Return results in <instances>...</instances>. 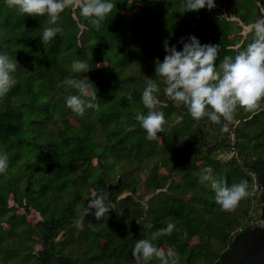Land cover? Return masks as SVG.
<instances>
[{"label":"trees","instance_id":"trees-1","mask_svg":"<svg viewBox=\"0 0 264 264\" xmlns=\"http://www.w3.org/2000/svg\"><path fill=\"white\" fill-rule=\"evenodd\" d=\"M113 3L116 7L98 29L73 3L60 15L62 34L43 44L47 16L22 15L0 0V41L8 37L5 26L11 19L13 30L21 31L15 43L18 53L10 55L0 45V53L18 63L15 85L0 97V152L8 156V169L0 174V264H76L64 254L65 246L76 245L72 236L66 240L67 232L77 231L70 228L73 221L101 192L113 210L99 220L85 216L84 228L77 232V245L84 241L89 263L97 264L103 256L117 263L122 257L134 259L138 239L150 238L172 222L176 229L153 241L157 247L161 242L167 251L185 257L182 264H191L196 257H208L211 248L206 239H216L226 245L211 263L220 264L255 226L233 232L248 211H240V206L232 212L220 210L210 183L200 179L205 167H211L217 178L225 177L229 185L242 178L250 186L258 185L262 191L243 201L249 204L256 196L264 222V110L238 107L235 121L223 132L220 124L193 120L185 106L163 93L164 84L155 75L156 61L162 62L166 55L165 42L182 50L181 38L188 42L195 36L201 44H219L217 63L225 56L234 57L252 38V29L241 34L242 26L264 17V0H215L212 10L185 12L184 0ZM74 60L86 61L90 71L73 73ZM69 76L94 84L98 110L78 116L66 107L65 97L75 94L62 84ZM148 79H156L160 86L157 109L167 119L165 131L154 141L146 139L134 119L137 111L147 113L141 94ZM213 126L223 138L201 149ZM223 151L231 155L220 162L216 157ZM159 167L165 174L157 173ZM143 171L146 193L157 191L147 207L148 228L137 226L144 213L132 198L136 175ZM114 174L118 184L109 181ZM174 177L180 178L174 183ZM125 190L129 194L118 198ZM32 212L38 216L34 222L27 219ZM192 239L201 241L197 251L188 247ZM35 247L39 249L34 252Z\"/></svg>","mask_w":264,"mask_h":264},{"label":"clouds","instance_id":"clouds-1","mask_svg":"<svg viewBox=\"0 0 264 264\" xmlns=\"http://www.w3.org/2000/svg\"><path fill=\"white\" fill-rule=\"evenodd\" d=\"M10 7H15L22 15L47 16L48 25L43 29L41 42L49 43L57 34H62L58 25L61 13L73 5L74 0H5ZM79 12L90 24L99 28L100 24L116 7L113 0H79ZM215 0H184L182 10H212ZM182 50L164 44L166 55L163 61H156L155 75L164 84L163 93L172 101L182 104L195 121L207 119L213 124H220L221 131L228 132V124L235 119L237 108L248 112L264 110V17L258 18L252 25V38L245 47L233 56H225L217 63L219 44H201L195 37L187 38ZM17 61L6 53H0V97H4L16 83L14 73ZM71 71L76 74L90 71L84 60H74ZM62 84L74 90L75 94L65 97V104L74 114L84 116L88 110H98L96 87L89 80L69 76ZM160 86L156 79H148L141 94V102L147 113L137 111L134 119L146 132V139L154 141L165 131L167 119L164 112L157 109V93ZM128 100H132L131 93ZM226 122V123H222ZM134 130L133 128L127 129ZM8 169V156L0 152V174ZM211 167L200 172V179L209 182L215 193V202L222 212L235 211L239 203L262 190L258 185H249L247 179L228 184L225 177L217 178ZM107 201V194L101 192L90 198L87 207L81 210L77 223H82L85 216L94 215L96 220L108 214L112 208ZM94 210V211H93ZM122 214V210H121ZM176 225L169 222L165 228L151 234L150 238L138 239L132 250L136 264H149L158 260L159 264H180L177 252H164L153 241L163 235H169Z\"/></svg>","mask_w":264,"mask_h":264},{"label":"rangeland","instance_id":"rangeland-1","mask_svg":"<svg viewBox=\"0 0 264 264\" xmlns=\"http://www.w3.org/2000/svg\"><path fill=\"white\" fill-rule=\"evenodd\" d=\"M76 5H79V0H74V6H76ZM221 15L227 17L228 16V12L226 10H222L221 11ZM6 20L7 19H5V21ZM0 21H3V18ZM14 26H15V22L12 19L9 20L8 25L5 26V29L7 30L6 35L8 37L7 38H3V40L0 41V45L2 46L1 48H3L4 51L8 50V53L10 55L18 53V49L16 48L15 43L18 41L17 39H19L18 37L21 34V31L19 29H18V31L13 30ZM251 29H252V26H242L241 34L244 36ZM20 42L21 43L23 42V38L20 39ZM0 107H1V104H0ZM173 123L174 124H178V119H175L173 121ZM237 124H238V122H236V125ZM209 130H210V135L207 137L206 141H204V142H202L200 144V148L201 149L207 147L210 144H214L215 142H217L221 138H223L222 137V133L219 132L215 128V126H213L212 129L209 128ZM233 154H235V153L233 152ZM230 155H231V152L227 153V152L223 151L219 155H217L216 158L218 160H220V162H225V161L228 160ZM92 162H93V164H96V160H93ZM24 164L25 163H20L18 165L21 166V165H24ZM15 165H17V163H15ZM157 173L158 174H165V168L159 167L157 169ZM145 177H146V174H145L144 171L139 173L138 175H136L137 187H136V191L132 195V198L134 200H136L137 202H139V204H140V206L142 208V211L144 213L143 217L141 219H138L137 226L148 228L149 227V223L146 221L147 207H148L149 200H150L151 196L153 194L157 193V191L154 192V193H146V188L144 186ZM179 178L180 177H174V178H172V181L175 183V182H177L179 180ZM109 181L113 182V184H118L119 183V176L117 174H114L111 178H109ZM163 190H165L166 192H170L169 189H166V188L163 189ZM128 194H129V192H127L125 190L122 193V195H120V197H118V198H122V197H124V196H126ZM250 198H252V197H250ZM109 205H110V207L113 210V208H114L113 205L112 204H109ZM239 206H240V211L244 210L246 208L248 212H247L246 217L239 219L240 224L234 229V231H233L234 233L239 232L240 229L244 228L246 225L256 226V225H259L260 223H262L260 221V218H259L260 204L258 203L256 196L253 197V200L250 199L249 204H247L246 202H244L242 200L239 203ZM112 210H110L109 213ZM27 219L29 221H31V222H34L36 219H38V216L37 215L35 216L34 213L32 212L30 215H28ZM77 221H78V219L74 220L72 226L70 227V228H75L77 231L72 233L70 230H68L67 234H69V235H66V240H69L70 236H72V238H74V240H76V245L74 244V245L65 246L66 251L64 252V254L66 256H69V257L73 258V259H76L77 260L76 264H91V263H89L90 261H87V255L88 254L85 252L84 247H83L84 241H82L80 247L77 245L79 243L78 242L79 239H78V233L77 232L84 228L83 222L82 223H77ZM3 227H4V225H3ZM64 238H65V236H62L60 238V240H63ZM206 241L210 242L211 254L208 257H206V258L201 256V258L199 259L198 257H196L195 258L196 261L189 262V263H191V264H211L217 259L218 255L226 248L225 244H222V243L218 242L216 239H210V240L206 239ZM103 242H104V240L100 239V243H103ZM200 243H201V241H199L197 239H192L191 241L188 242V247L189 248H195V246L200 244ZM12 246L13 245H11V247ZM14 246H16V245H14ZM199 247H201V246H199ZM199 247L195 248V251H197ZM158 248H160L164 252L167 251V249H168L167 246H165L161 242L159 243ZM38 249H39V247H35L34 252L36 250H38ZM184 258L185 257H182L183 260L180 259V264L184 263ZM100 259L101 260L97 264H136L135 259L126 260L123 257H122L123 261L120 262V263H117V262H115L112 259H108L106 256L100 257ZM149 264H159V261L152 260V261L149 262Z\"/></svg>","mask_w":264,"mask_h":264},{"label":"water","instance_id":"water-1","mask_svg":"<svg viewBox=\"0 0 264 264\" xmlns=\"http://www.w3.org/2000/svg\"><path fill=\"white\" fill-rule=\"evenodd\" d=\"M220 264H264V222L251 228Z\"/></svg>","mask_w":264,"mask_h":264}]
</instances>
